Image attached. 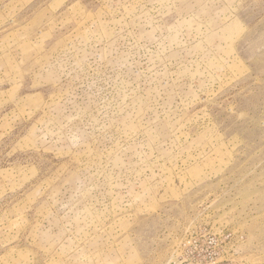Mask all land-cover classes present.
<instances>
[{
  "label": "rangeland",
  "instance_id": "obj_1",
  "mask_svg": "<svg viewBox=\"0 0 264 264\" xmlns=\"http://www.w3.org/2000/svg\"><path fill=\"white\" fill-rule=\"evenodd\" d=\"M0 264H264V0H0Z\"/></svg>",
  "mask_w": 264,
  "mask_h": 264
}]
</instances>
